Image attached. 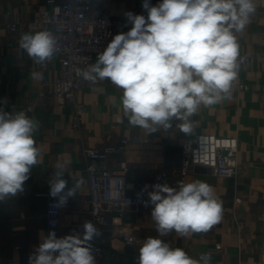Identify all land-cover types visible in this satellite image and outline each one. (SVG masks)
Here are the masks:
<instances>
[{"label":"crops","instance_id":"1","mask_svg":"<svg viewBox=\"0 0 264 264\" xmlns=\"http://www.w3.org/2000/svg\"><path fill=\"white\" fill-rule=\"evenodd\" d=\"M45 1L0 0V110L13 115L24 112L37 121L34 138L40 150L39 164L32 168L24 191L0 202V264L8 259L14 264H29V257L48 235V200L58 201L50 196V181L58 163L68 165L63 176L68 182L65 192L74 186V181L80 182L76 192L79 203L70 204L62 215L57 234L61 238L82 234L84 219L89 216L90 183L84 148L129 139L128 186L136 193L158 181L164 170L180 165L184 138L203 133L239 138V174L225 178L205 170L184 177L170 173L159 183L172 187L196 180L208 183L222 204L221 221L206 233L185 237L173 231L159 236L151 217L154 206L147 204L118 220L134 235L133 244L120 238L111 222L100 227L102 263L139 264V249L146 238L159 237L193 258L209 254L211 264H264V0H255L256 12L245 29L236 33L239 50L251 63L237 71L235 81L246 84L248 89L236 96L224 94L214 105L201 106L192 117L196 127L190 134L181 132L176 120L170 129L159 128L151 134L132 126L123 112V90L109 80L94 83L83 78L78 98L85 103L87 112L80 129L73 125L74 107L59 105L54 98L46 107L28 111L27 102L35 100L42 90H53L61 62L56 56L42 64L35 62L20 47L22 34L30 32L25 28L10 32L8 26L17 15L27 20L34 18L45 8ZM95 2L98 12L112 18H126L127 12L143 15L145 10L143 0ZM160 2L149 0L150 5ZM110 165L115 167L116 163ZM113 216L115 213L109 215L110 220Z\"/></svg>","mask_w":264,"mask_h":264},{"label":"clouds","instance_id":"2","mask_svg":"<svg viewBox=\"0 0 264 264\" xmlns=\"http://www.w3.org/2000/svg\"><path fill=\"white\" fill-rule=\"evenodd\" d=\"M147 16L125 13L132 25L116 34L94 64L77 69L85 80H109L123 90L121 104L129 123L145 134L172 127L185 134L196 127L192 117L201 106L218 103L237 78L242 32L256 12L255 0H162ZM20 47L37 63L57 53V39L48 30L24 33ZM38 75V74H34ZM38 122L24 112L0 110V202L24 191L40 150L34 133ZM68 165L58 163L50 181V196L63 206L80 182L68 188L63 178ZM147 188V186H145ZM148 193L151 217L159 236L206 233L222 219L223 208L211 185L181 182L178 187L154 184ZM101 235L90 221L83 233L58 238L50 231L29 257V264H96L91 241ZM139 264H211L204 253L196 259L159 237H148L139 249Z\"/></svg>","mask_w":264,"mask_h":264},{"label":"built area","instance_id":"3","mask_svg":"<svg viewBox=\"0 0 264 264\" xmlns=\"http://www.w3.org/2000/svg\"><path fill=\"white\" fill-rule=\"evenodd\" d=\"M45 4V8L31 20L17 15L8 26L10 32L21 28L31 33L48 30L57 39L58 51L54 56L60 60L61 70L53 83V90H42L35 100L26 103V108L34 112L37 108L46 107L52 98L59 105L71 104L74 107L73 125L80 129L87 109L85 103L78 98L84 79L77 75L76 70L93 64L108 42L116 34L130 30L132 25L127 18H112L98 12L95 0H46ZM143 15L147 16L146 10ZM237 63V71H240L248 66L251 60L239 50ZM247 89L246 84L234 81L230 92L225 95L236 96ZM130 144L129 139L123 138L116 144L106 143L83 150L90 183V211L83 224L90 221L100 230L101 226L111 222L117 235L128 244H133L135 237L129 234L125 225L118 220L124 218L128 212L138 211L150 204L148 193L153 191L152 185L159 183L162 178H166L170 173L184 177L198 169L225 178L239 174V138L203 133L183 139V157L180 165L164 170L160 179L146 190L132 193L128 186L130 162L127 155ZM117 156L119 158L116 160ZM112 162L116 163L115 167L110 165ZM75 203H79L76 194L68 198L63 206H59L57 200H48L47 234L50 231L58 234L62 215L67 212L70 204ZM112 213H115V216L110 220L109 215ZM90 243L96 264H103V242L96 237ZM5 264L14 262L8 259Z\"/></svg>","mask_w":264,"mask_h":264},{"label":"water","instance_id":"4","mask_svg":"<svg viewBox=\"0 0 264 264\" xmlns=\"http://www.w3.org/2000/svg\"><path fill=\"white\" fill-rule=\"evenodd\" d=\"M198 170H204V169H198Z\"/></svg>","mask_w":264,"mask_h":264}]
</instances>
